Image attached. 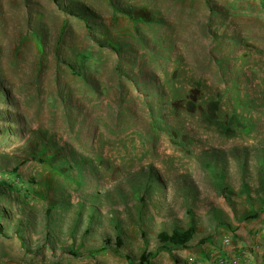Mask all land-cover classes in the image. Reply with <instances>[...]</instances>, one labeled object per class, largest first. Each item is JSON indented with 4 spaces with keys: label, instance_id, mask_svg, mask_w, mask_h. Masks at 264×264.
<instances>
[{
    "label": "rangeland",
    "instance_id": "obj_1",
    "mask_svg": "<svg viewBox=\"0 0 264 264\" xmlns=\"http://www.w3.org/2000/svg\"><path fill=\"white\" fill-rule=\"evenodd\" d=\"M0 264H264V0H0Z\"/></svg>",
    "mask_w": 264,
    "mask_h": 264
},
{
    "label": "trees",
    "instance_id": "obj_2",
    "mask_svg": "<svg viewBox=\"0 0 264 264\" xmlns=\"http://www.w3.org/2000/svg\"><path fill=\"white\" fill-rule=\"evenodd\" d=\"M192 229H189L185 232H179L178 230H173L171 234L161 232L160 237L164 240H171L176 244H184L190 237Z\"/></svg>",
    "mask_w": 264,
    "mask_h": 264
}]
</instances>
